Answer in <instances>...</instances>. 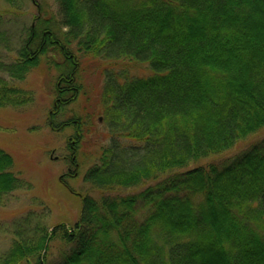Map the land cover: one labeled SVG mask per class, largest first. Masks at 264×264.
Returning a JSON list of instances; mask_svg holds the SVG:
<instances>
[{"label": "trees", "instance_id": "trees-1", "mask_svg": "<svg viewBox=\"0 0 264 264\" xmlns=\"http://www.w3.org/2000/svg\"><path fill=\"white\" fill-rule=\"evenodd\" d=\"M55 1L60 32L38 10L18 59L0 57V72L20 80L49 52L72 67L58 79L53 127L81 89L70 45L139 68L105 70L108 143L83 178L99 196L82 197L72 227H32L35 212L20 218L0 264H264V138L225 162L198 164L264 128V0ZM9 38L0 26V45ZM28 98L0 76L1 107ZM87 124L74 117L56 127L79 128L72 162ZM13 162L0 148V206L21 186Z\"/></svg>", "mask_w": 264, "mask_h": 264}, {"label": "rangeland", "instance_id": "rangeland-1", "mask_svg": "<svg viewBox=\"0 0 264 264\" xmlns=\"http://www.w3.org/2000/svg\"><path fill=\"white\" fill-rule=\"evenodd\" d=\"M9 3L0 0V16L3 18L0 26L5 36L10 37V43L0 45V57L6 62L18 59L26 28L39 13L38 10H41L42 19L44 15L46 19H51V25L59 31L55 0H20L15 5ZM69 48L71 54L76 55V61L80 62L76 81L81 89L78 99L64 106L54 118V123L57 127L59 122L74 117H81L86 127L89 126L87 123H91V130L87 131L84 127L81 131L83 138L75 162H72L73 149L69 144L76 140L74 134L79 128L72 125L58 130L50 124V116L58 100L56 87L59 76L72 68L63 66L64 57L53 52H49V56H42L38 66L30 70L24 80L13 78L8 72H0V76L6 78L13 87H19L30 95L27 99L30 100L21 105L0 106V148L13 156L12 170L21 180V186L8 193L0 206V258L16 240V226L20 218L35 212L32 227L39 222L45 224L46 229L59 223L72 227L79 220L82 197L87 193L99 196L83 178L87 169L98 161L102 147L108 143L100 104L105 70L127 68L131 74H135L139 67L124 60L112 62L90 58L79 52L76 45H70ZM100 118L101 122H98ZM262 138L264 128L250 135L237 147L198 164L225 162ZM151 184L154 182L147 186ZM147 186L121 190L119 194H134ZM58 251L59 241L56 240L51 243L50 252L55 255Z\"/></svg>", "mask_w": 264, "mask_h": 264}]
</instances>
